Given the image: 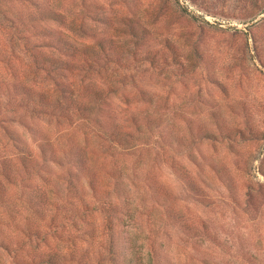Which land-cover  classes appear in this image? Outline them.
Returning <instances> with one entry per match:
<instances>
[{
	"label": "rangeland",
	"instance_id": "1",
	"mask_svg": "<svg viewBox=\"0 0 264 264\" xmlns=\"http://www.w3.org/2000/svg\"><path fill=\"white\" fill-rule=\"evenodd\" d=\"M13 1L16 25L0 19V264H49L43 249L60 264H264V0H47L62 21L36 30L15 17L33 5ZM55 31L76 54L44 46ZM31 90L64 102L40 107ZM27 151L29 171L15 166ZM87 167L123 189L111 228L107 196L73 194ZM35 169L62 183L55 206L23 194Z\"/></svg>",
	"mask_w": 264,
	"mask_h": 264
},
{
	"label": "trees",
	"instance_id": "2",
	"mask_svg": "<svg viewBox=\"0 0 264 264\" xmlns=\"http://www.w3.org/2000/svg\"><path fill=\"white\" fill-rule=\"evenodd\" d=\"M22 3L28 5L31 4L33 5V10L30 13H26V14H16L15 17L16 18H21L22 20H25L26 24H29V22H33L34 24L32 25L33 28L36 30V24L42 22V21H47L49 19L52 20H57L60 21L61 19L59 18L58 13H56V11H50L48 8L44 9L42 8V4L45 3L47 0H19ZM13 0H0V19L5 22V21H9L11 23H13L12 25L15 26L16 25V19H14L13 16H10L8 14V9H3L5 8L6 4H9V7L11 3H13ZM62 21V20H61ZM60 21V22H61ZM42 27H39V31L41 30ZM38 31V32H39ZM49 32L48 31L46 34H48L49 36ZM57 31H55L54 33V37H50L48 39H46V41L43 43L44 46H49V47H54L56 49H60L61 50V45H55V35H56ZM60 44L64 45L61 52L67 55H71V54H76V52L79 50L80 47H77L75 44H71L68 40L64 39L63 37H60L59 39ZM60 46V47H59ZM67 69H70V67H66ZM26 85V84H25ZM81 86L76 87V86H71L69 85V89L67 90L68 92L63 91V96L67 93L69 95V97L71 98L72 102L71 105L76 104L77 100L75 99V96L79 93ZM86 89V88H85ZM84 90V89H83ZM91 93L96 94L97 97H100V95H98V91H96L95 89H90L89 90ZM31 92H35L34 90L30 91L29 96L31 97V102H39L40 107L43 106V104H48L51 107H59L61 108V105L59 103H63L64 101L62 100V97L57 95L53 98L47 96L46 94L43 93V91H38L36 92V94H32ZM50 99L52 101H50ZM68 101H70V99H68ZM67 106V105H66ZM116 127H114V129H112L113 132H116ZM9 139L14 141V144L17 147H23L25 144L24 140L19 137L18 135H13L12 133H8ZM39 146L41 147L40 150V157L45 159L47 158V153H46V148L43 147V143L39 142ZM54 149L51 148L49 150V158L52 160H58V154L56 152L53 151ZM20 155H18L17 157L19 158L18 163L15 164V166L17 165V168H21V169H25L28 170L35 166V163H30L29 165H27V163L29 161H32V157L33 154H31V152H24V153H19ZM81 159V158H79ZM78 159V160H79ZM77 160V161H78ZM82 162V161H80ZM79 165V163H78ZM84 167V166H82ZM83 170V169H82ZM85 174L87 176V180L85 184H80L78 189H76L77 187H75L73 194H82L81 197L85 194H89L94 196L95 198H100L101 196H107V199H103L105 201L101 202L98 205V208L105 213V222H106V226L107 227H112L111 225H109V222L112 220L113 217L116 216V213L118 211H120L121 209L119 208V202H117V198L119 196V194H121V192H123V189L121 190L119 187L116 186V184H108L105 185V189H103L102 186H100L97 183V178H98V173L96 170L87 167L86 169H84ZM34 173H36L39 177L40 180H42V182H37L34 181V183L31 184V181H27L28 183L25 185L26 187H24V195L25 196H33V200H37L36 204H48V208L51 206H55L57 204V200L59 197H62V192H61V187H62V183L58 184L57 180L56 181H52L49 174L43 175L42 172H40L38 169L33 170ZM72 176L75 179H80V177L82 176L81 170H75L72 171ZM55 176V178H59L62 177L61 174L57 173ZM12 177V174L10 172L7 173V179L9 180ZM28 179V178H27ZM50 180L51 184L48 185L47 181ZM47 184V185H46ZM77 190V191H76ZM80 197V198H81ZM85 198V197H83ZM71 210V208H70ZM30 226L24 227V228H28ZM28 230H24V233H26ZM35 233H38V236L40 237V233L39 230L35 231ZM118 246H119V242L117 241V239H115V236H113L112 234H109L108 237V251L111 254H117L120 252V250H118ZM64 254L56 251L55 249H50V250H46L43 249L41 251H39L36 255L37 258H39L40 262H44V263H49V264H60V262L64 258ZM127 262H120L121 264H137L136 262L133 263H129V261H131V259H127ZM119 264V263H116ZM141 264V263H138Z\"/></svg>",
	"mask_w": 264,
	"mask_h": 264
}]
</instances>
